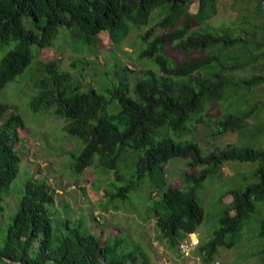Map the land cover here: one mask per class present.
<instances>
[{
	"label": "trees",
	"instance_id": "1",
	"mask_svg": "<svg viewBox=\"0 0 264 264\" xmlns=\"http://www.w3.org/2000/svg\"><path fill=\"white\" fill-rule=\"evenodd\" d=\"M194 1L197 8L191 12ZM221 1L0 0V90L32 63L31 47L52 46L61 29L75 46L98 53L101 32L118 45L133 27H146L139 57L150 59L156 69L124 66L109 87L99 90L84 89L70 71L45 63L46 73L33 80L29 108L33 113L52 108L67 120L65 131L82 144L69 153L76 174L94 162L113 172L120 184L106 190L110 201L128 199L149 178L157 195H148V212L158 237L171 247L203 221L197 199L202 182L218 175L227 161L254 164L252 180L228 189L229 202L219 199L217 226L196 251L209 264L219 249L238 242L255 217L261 241L255 264H264V210H258L264 201V0H229L238 5L235 20L211 25ZM156 10L159 17L150 24ZM169 46L184 57L178 61ZM211 103L221 110L211 134L237 133L238 141L205 153L191 134L205 123ZM24 125L15 104L0 102V264H148L140 247L127 249L116 235L100 241L82 221L62 222L52 211L56 188L44 178H26L8 220L3 195L20 169L17 146ZM174 158H189V166L198 169L183 174L186 187L165 184L164 165Z\"/></svg>",
	"mask_w": 264,
	"mask_h": 264
},
{
	"label": "rangeland",
	"instance_id": "2",
	"mask_svg": "<svg viewBox=\"0 0 264 264\" xmlns=\"http://www.w3.org/2000/svg\"><path fill=\"white\" fill-rule=\"evenodd\" d=\"M196 8L197 2L194 1L189 9L195 12ZM237 11L238 5H231L229 0L221 1L217 14L209 22L211 25L232 24ZM151 17L150 24L158 19L157 10ZM145 30L146 27H133L118 45L112 43L107 33L101 32L98 53L82 45L72 44L65 29L59 30L52 46L41 49L34 45L31 47L34 53L32 63L16 80L9 81L0 90V102L15 104L25 123L20 130L22 140L17 146L21 158L20 169L9 191L3 195L4 214L7 217L16 211V203L26 178H44L56 188L58 194L52 211H57L56 217L61 218L62 222L64 218L74 223L82 221L100 241L116 235L123 239L127 249L140 247L147 255L148 264H164V261L166 264H203L196 247L200 241L210 238L217 226L218 212L221 209L219 199L223 197V202H229L232 197L226 194L228 189L250 182L254 164L227 161L221 166L218 175L207 177L202 182L197 190V199L204 209V218L192 235L199 242L196 246H186L183 253L179 246L171 247L158 237L155 218L148 212L152 201L148 195H157L149 178L143 180L138 190L131 191L128 199L110 201L105 194L106 190L120 184L113 172L102 171L94 162L82 173L76 174L71 168L69 153L79 151L82 144L65 131L67 120L54 114L52 108L37 113L29 108L31 96L36 92L33 80L42 78L46 73L43 67L45 63L55 62L60 70L70 71L84 89L94 87L99 90L101 87H109V80H116L124 66L135 71L142 68L156 69L150 59L139 57L143 47L140 34ZM158 31L160 29L156 30ZM167 51L178 61L184 57V54L174 51L171 46L167 47ZM2 54L0 50V58ZM79 68L81 72L78 71ZM127 73L130 78L134 76L131 72ZM220 114L217 103L209 104L204 116L205 123L197 124L191 134L205 153L238 141L237 133L226 132L220 136L211 134L214 129L213 119ZM262 145L264 146V136ZM189 162V158H174L164 165L166 186L186 187L183 174L190 176L198 170L192 169ZM258 210H264V201L258 203ZM255 230V217H252L246 222L233 247L219 249L217 258L221 260V264H255L257 256L254 253L261 245V241L255 236ZM3 238L0 224V247Z\"/></svg>",
	"mask_w": 264,
	"mask_h": 264
},
{
	"label": "built area",
	"instance_id": "3",
	"mask_svg": "<svg viewBox=\"0 0 264 264\" xmlns=\"http://www.w3.org/2000/svg\"><path fill=\"white\" fill-rule=\"evenodd\" d=\"M193 233L188 234L186 237H184L180 244L179 248L181 252L185 253L183 250L186 249V246H196L198 244V239L195 236H192ZM164 264H166V261H164ZM209 264H221V260L219 258L213 259Z\"/></svg>",
	"mask_w": 264,
	"mask_h": 264
}]
</instances>
